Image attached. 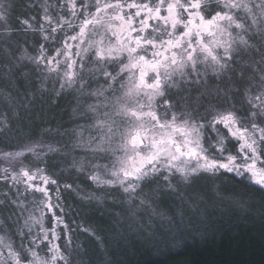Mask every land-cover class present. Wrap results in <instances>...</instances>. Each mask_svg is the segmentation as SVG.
I'll use <instances>...</instances> for the list:
<instances>
[{
	"label": "snow or ice",
	"instance_id": "1",
	"mask_svg": "<svg viewBox=\"0 0 264 264\" xmlns=\"http://www.w3.org/2000/svg\"><path fill=\"white\" fill-rule=\"evenodd\" d=\"M29 6L41 10L39 19L16 17L19 27L14 28L13 6L0 0L3 34L31 31L45 41L65 27L75 34L52 57L41 43L36 56L27 55L24 48L20 58L56 72L61 65L57 57L72 55L68 40L76 41L80 51L75 55L82 59L71 63L66 59L61 88L65 84L91 87L83 75L86 68L94 80H103L90 93L96 102L88 105L96 117L92 127L97 135L81 141L108 161L96 165L108 178L97 173L91 177L94 182L118 185L132 200L143 182L161 175L170 181L179 174L189 182L201 173L223 171L264 190V0H63L56 4L42 0ZM65 8L78 23L61 14ZM253 52L258 60L251 59ZM244 53L251 62L243 58ZM237 63V75L246 80L243 113L234 108L215 111L205 124L171 111L168 90L180 89L193 75L198 83V65L210 66L218 74L230 67L236 70ZM246 69L251 71L246 74ZM206 126L212 136L206 135ZM20 175L25 183L36 179L25 169ZM41 179L45 185L56 184L49 177ZM30 187L46 197L43 206L52 210L48 189ZM41 218L30 214L24 219L19 235L30 237L27 246L21 240L17 247L0 235V264H72L68 251L55 242L59 239L55 229L44 228ZM55 219L63 223L60 217ZM36 225L40 232L33 235Z\"/></svg>",
	"mask_w": 264,
	"mask_h": 264
},
{
	"label": "rangeland",
	"instance_id": "2",
	"mask_svg": "<svg viewBox=\"0 0 264 264\" xmlns=\"http://www.w3.org/2000/svg\"><path fill=\"white\" fill-rule=\"evenodd\" d=\"M8 2L13 6L11 23L14 28L19 27L16 17L34 15L39 19L41 15L38 7L29 5H38L42 0ZM48 2L56 4L63 3V0ZM61 14L72 20L73 24L78 23L66 8ZM74 34L72 29L65 27L63 31L58 30L52 34L54 38L45 41L41 34L31 31H14L11 35H5L0 30V100L23 107L31 100L42 106L54 105L56 117H62L67 125L62 132L67 139H71L67 145L58 148L53 161L47 164L48 168L39 161L34 163L41 154L51 149L50 145L42 141L29 143L18 150L0 148V169L8 168L10 171L6 178L24 187L21 188L22 191L15 187L16 190H11L8 194L9 200L12 203L15 201L13 204L20 218L15 220L12 228L5 225L3 232L15 246L18 247L21 243L19 232L24 219L30 214L41 218L43 211L41 219L44 222V218L53 216L55 202L59 205L57 213L54 212L55 217L65 218L66 215L69 218L67 228L64 227L62 231L65 238H59L55 242L62 248H71L72 264H87L96 248L104 259H109L112 255L121 256L124 249L137 246H181L194 238L218 234L223 229L231 228L237 221H246L252 212L264 215V190L247 188L240 181L251 183L250 181L223 171L215 175L201 173L192 177L189 182H185L179 174L171 176L170 181H165L161 175L143 182L135 194L136 198L132 200L118 185L94 182L91 177L97 173L108 178L102 167H96L108 161L87 150L81 141L97 135V130L92 127L96 117L88 110V105L96 102L90 93L102 85L103 80H94L86 68L83 75L91 87L80 89L78 85L65 84L61 88V84H64L66 59L68 63L82 59L75 55L80 51L75 46L78 43L76 41L68 40L72 55L57 57L61 65L56 72H49L43 64L37 65L26 57L20 58L24 55V48H27V55L36 56L41 43L45 45L47 55L52 57L57 49L64 47L62 42ZM256 42L259 44L258 40ZM243 58L250 61L246 53ZM251 59L258 60L259 55L253 52ZM239 67L237 63L236 70L230 67L217 74L210 66L198 65V83L197 77L193 75L182 82L180 89L168 90L173 105L171 111L178 117H190L205 124L211 120L215 111L234 108L243 113L247 107L243 98L246 80H241L237 75ZM250 71L246 69V74ZM95 75L99 76V73ZM238 88L240 91H236ZM164 110L161 108V113ZM205 133L207 136L213 135L207 126ZM21 169L29 171L36 179L25 183L26 178L20 175ZM13 176L16 177L15 180L12 179ZM42 176L55 180L56 184L45 185ZM30 185L48 189L50 203L54 205L52 210L43 206L42 202L46 197L34 191ZM60 194L66 196L69 204L63 197L56 200ZM35 231L38 229L33 227L32 232ZM28 237L23 238L27 240ZM52 238L49 234V239Z\"/></svg>",
	"mask_w": 264,
	"mask_h": 264
},
{
	"label": "trees",
	"instance_id": "3",
	"mask_svg": "<svg viewBox=\"0 0 264 264\" xmlns=\"http://www.w3.org/2000/svg\"><path fill=\"white\" fill-rule=\"evenodd\" d=\"M54 108L52 104L42 106L35 100L27 102L24 107L0 100V148L18 150L29 143L42 141L50 145L51 149L41 154L40 159L37 158L34 163L39 161L48 168L47 164L53 161L58 148L64 147L71 140L62 132L67 125L62 117H56ZM6 169L7 172L10 171ZM7 172L5 169H0V201L3 202L0 203V235H5L3 232L5 225L12 228L15 220L20 218L16 206L8 198L9 192L15 191V187L21 191V188L24 189L21 184L9 181L6 178ZM240 183L247 188L260 189L259 186L244 180ZM62 197L69 204L66 196L62 194L56 200ZM56 210L57 207L55 213ZM61 219L63 223H58L49 215L47 219L44 218L42 224L46 229L60 228L56 233L63 240L65 234L62 231L69 218L65 215V218L62 216ZM34 228L38 231L33 232V235L40 232L39 225ZM29 239V237L27 240L21 237L19 242L23 240L28 244ZM70 249H66L69 254H71ZM87 264H264V215L252 212L246 221H237L231 228L223 229L218 234L194 238L181 246H137L124 249L121 256L112 255L109 259H104L96 248L93 249L92 257Z\"/></svg>",
	"mask_w": 264,
	"mask_h": 264
}]
</instances>
